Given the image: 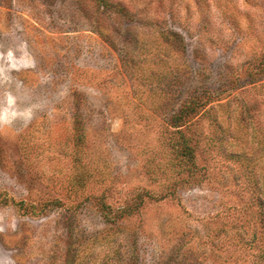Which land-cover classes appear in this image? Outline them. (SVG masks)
I'll return each instance as SVG.
<instances>
[{
	"label": "rangeland",
	"instance_id": "obj_1",
	"mask_svg": "<svg viewBox=\"0 0 264 264\" xmlns=\"http://www.w3.org/2000/svg\"><path fill=\"white\" fill-rule=\"evenodd\" d=\"M110 1L0 0V264H264V0Z\"/></svg>",
	"mask_w": 264,
	"mask_h": 264
},
{
	"label": "trees",
	"instance_id": "obj_2",
	"mask_svg": "<svg viewBox=\"0 0 264 264\" xmlns=\"http://www.w3.org/2000/svg\"><path fill=\"white\" fill-rule=\"evenodd\" d=\"M95 2L99 8H103L107 10L110 13V15L112 17H115L116 19L122 20V19L128 18L130 15L129 12L126 10V8L110 0H95ZM206 96L207 95H201V96L191 98L190 104H188L191 110L194 111L196 108H201L203 106H206L209 103L208 101L209 99L206 101H203V99ZM208 96H211V95H208ZM197 101H200L202 103L199 104L197 103Z\"/></svg>",
	"mask_w": 264,
	"mask_h": 264
}]
</instances>
